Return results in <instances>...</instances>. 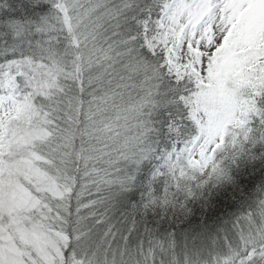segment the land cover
Wrapping results in <instances>:
<instances>
[{
	"label": "snow or ice",
	"instance_id": "snow-or-ice-1",
	"mask_svg": "<svg viewBox=\"0 0 264 264\" xmlns=\"http://www.w3.org/2000/svg\"><path fill=\"white\" fill-rule=\"evenodd\" d=\"M0 264H264V0H0Z\"/></svg>",
	"mask_w": 264,
	"mask_h": 264
}]
</instances>
